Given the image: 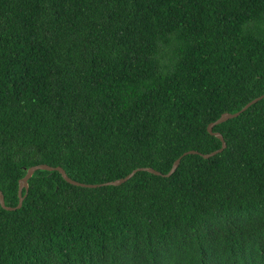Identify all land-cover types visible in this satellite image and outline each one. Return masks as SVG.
Listing matches in <instances>:
<instances>
[{
  "label": "trees",
  "instance_id": "16d2710c",
  "mask_svg": "<svg viewBox=\"0 0 264 264\" xmlns=\"http://www.w3.org/2000/svg\"><path fill=\"white\" fill-rule=\"evenodd\" d=\"M264 0H0V264H264Z\"/></svg>",
  "mask_w": 264,
  "mask_h": 264
},
{
  "label": "water",
  "instance_id": "95a60500",
  "mask_svg": "<svg viewBox=\"0 0 264 264\" xmlns=\"http://www.w3.org/2000/svg\"><path fill=\"white\" fill-rule=\"evenodd\" d=\"M262 98H264V94L259 96V97H257V98H255L254 100L250 101L249 103H247L240 111H238L236 113H233V114L224 113L214 123H211L210 125H208L207 132L210 135L216 137L217 139H219L221 141V148L219 150H217V151H214V152L210 153V154L201 155V157L204 158V159H209V158L215 156L217 153H221L226 148V144H225L221 134L220 133H214L212 131L215 126L220 125V124H222V123H224V122H226L228 120L237 118L239 115H241L243 112H245L252 105L256 104ZM195 154H198V153L195 152V151H190V152L184 153L180 158H178L174 162L171 170L165 175H162L161 173L156 172L155 170L150 169V168L138 169L137 171H143V172H147V173H150L152 175H155V176H162V177H165V178H169L176 171V169L178 168L180 160H181V158L183 156L195 155ZM36 171H48V172H54L55 171V172H58L66 183H68V184H70L72 186H75V187L88 188V189H95V188L102 187V186H119V185L127 182L129 179H131L134 176V174L137 172V171H133L128 176H126L125 178H122V179H119V180H116V181H112V182H108V183H105V184H101V185H85V184H81V183L72 181L70 178H68V176L65 174L64 170H62L60 167L53 168V167H49V166H46V165L34 166V167L29 168V169H26V175L19 181V188H18L19 203H18L17 207H14V208L6 207L5 204H4V197L2 195V192L0 191V207L3 210L12 212V211H16V210L21 208L22 202H23V199H24V197L22 196V191L23 190L27 191V186H28L27 182L33 176V174Z\"/></svg>",
  "mask_w": 264,
  "mask_h": 264
}]
</instances>
